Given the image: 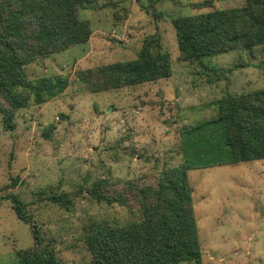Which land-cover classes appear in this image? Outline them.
I'll list each match as a JSON object with an SVG mask.
<instances>
[{"label":"rangeland","instance_id":"obj_1","mask_svg":"<svg viewBox=\"0 0 264 264\" xmlns=\"http://www.w3.org/2000/svg\"><path fill=\"white\" fill-rule=\"evenodd\" d=\"M207 1L85 4L79 12L91 21L90 40L28 64L31 78L61 75L66 86L46 102L20 109L15 129H5L0 114V264H22L19 252L25 258L34 246L31 224L18 217L7 195L26 203L65 264H84L91 259L86 227L136 220L139 206L154 199L162 169L183 162L194 166L189 179L203 264H264V159L202 166L226 158L214 102L229 92L264 88V52L257 46L206 59L222 75L218 80L209 76L216 72L182 60L174 17L246 2L197 6ZM155 35L172 55L171 77L83 90L78 69L134 59ZM101 179L108 180L102 189L111 203L89 193Z\"/></svg>","mask_w":264,"mask_h":264},{"label":"trees","instance_id":"obj_2","mask_svg":"<svg viewBox=\"0 0 264 264\" xmlns=\"http://www.w3.org/2000/svg\"><path fill=\"white\" fill-rule=\"evenodd\" d=\"M98 1L0 0V114L5 129L16 128L20 109L42 104L66 86L61 75L31 78L27 66L88 42L92 24L80 16L79 8ZM200 4L197 6H210L211 1ZM172 23L180 58L216 72L209 75L216 80L222 75L215 66L206 64V59L257 46L264 52V0L180 15ZM261 66L264 70V56ZM172 73V55L155 35L144 42L138 57L78 69L76 78L83 90L97 93L155 82ZM214 104L217 116L213 122L221 123L222 142L220 139L218 144L226 158L219 160V156L202 166L264 159V88L229 92ZM192 168L190 162L164 167L157 178L154 199L139 206L136 220L125 225H88L85 243L91 259L84 264H203L189 179ZM107 183L101 179L89 193L100 201L113 202L102 189ZM5 198L11 199L18 217L31 224L34 246L25 258L23 251L19 252L21 263L65 264L46 242L19 195ZM50 198L58 200L57 196Z\"/></svg>","mask_w":264,"mask_h":264}]
</instances>
